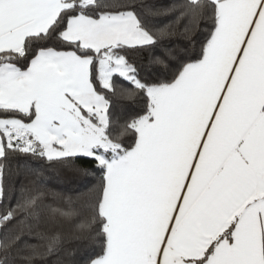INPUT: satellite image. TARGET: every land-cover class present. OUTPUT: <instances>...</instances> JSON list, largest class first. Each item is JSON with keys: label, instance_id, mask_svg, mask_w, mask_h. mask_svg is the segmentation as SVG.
I'll use <instances>...</instances> for the list:
<instances>
[{"label": "snow or ice", "instance_id": "1", "mask_svg": "<svg viewBox=\"0 0 264 264\" xmlns=\"http://www.w3.org/2000/svg\"><path fill=\"white\" fill-rule=\"evenodd\" d=\"M13 192L0 264H264V0H0Z\"/></svg>", "mask_w": 264, "mask_h": 264}, {"label": "trees", "instance_id": "2", "mask_svg": "<svg viewBox=\"0 0 264 264\" xmlns=\"http://www.w3.org/2000/svg\"><path fill=\"white\" fill-rule=\"evenodd\" d=\"M149 3L156 4L158 6H166L173 2V0H148ZM173 45L182 46L184 41L180 39H174L172 41ZM85 167H92L90 165H84ZM47 176V184L50 188L55 191H61L66 194H73L78 191L85 190L94 182V177L89 175H79L74 174L69 170H61L60 172L49 171L46 173ZM21 177H18L13 174H7L4 177L5 187L6 189H11L13 187L17 188L20 185ZM18 196V192H13L12 198L9 199L7 196L4 198L2 202H0V213H2L9 205L15 204V199ZM3 235V232L0 231V236ZM55 257L50 258L49 264H51V260H54Z\"/></svg>", "mask_w": 264, "mask_h": 264}]
</instances>
